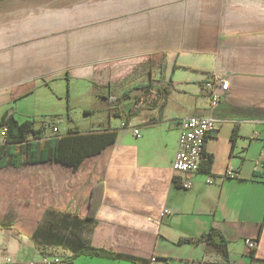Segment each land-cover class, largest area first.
Listing matches in <instances>:
<instances>
[{
  "label": "crops",
  "instance_id": "0c3cea01",
  "mask_svg": "<svg viewBox=\"0 0 264 264\" xmlns=\"http://www.w3.org/2000/svg\"><path fill=\"white\" fill-rule=\"evenodd\" d=\"M217 75L229 84L211 110L203 85ZM64 78L85 80L108 104L81 131L112 128L115 139L76 170L0 168V261L264 264V0H0V120L33 119L11 105ZM210 114L221 124L183 188L172 121ZM53 126L64 133L35 119L44 135ZM13 208L26 218H10Z\"/></svg>",
  "mask_w": 264,
  "mask_h": 264
},
{
  "label": "trees",
  "instance_id": "16d2710c",
  "mask_svg": "<svg viewBox=\"0 0 264 264\" xmlns=\"http://www.w3.org/2000/svg\"><path fill=\"white\" fill-rule=\"evenodd\" d=\"M143 90H147L149 84L137 86ZM6 124L8 127L5 141L0 143V168L5 166H20L28 163H40L45 161H53L65 166L77 169L83 159L99 153L102 149L112 143L115 139L116 132L112 128L105 130L78 131L67 129L64 133L53 132L50 135H44V128L40 129L35 126V119L18 120L12 114L4 113L0 125ZM233 132L232 137L236 136ZM204 158V149L202 151V159ZM200 162V163H201ZM211 158L205 162V168H209ZM199 163V167H200ZM103 191L101 181L94 183L90 196V211L97 206L96 195H100ZM98 200V199H97ZM91 212L88 218H91ZM4 223H0V228L5 227ZM207 237L214 244L225 246L224 237L217 232H208ZM94 254L106 253L103 250L92 248ZM254 254V250H251Z\"/></svg>",
  "mask_w": 264,
  "mask_h": 264
},
{
  "label": "rangeland",
  "instance_id": "374dc122",
  "mask_svg": "<svg viewBox=\"0 0 264 264\" xmlns=\"http://www.w3.org/2000/svg\"><path fill=\"white\" fill-rule=\"evenodd\" d=\"M69 79V78H68ZM53 80L47 87H37L26 96L18 98L10 107L19 119L25 116L34 117L36 121L54 122L59 130H84L95 124L96 119L103 116L100 111L108 104L100 94H95L94 89L88 87L85 80ZM88 109L92 112L88 113ZM116 120L119 121L118 117ZM6 211L3 201L0 200V212ZM10 218H23L11 210ZM26 218V217H24ZM25 220V229L31 225ZM7 255H5L6 257ZM3 257L2 259H4ZM0 264H5L0 261Z\"/></svg>",
  "mask_w": 264,
  "mask_h": 264
},
{
  "label": "built area",
  "instance_id": "2783aa9c",
  "mask_svg": "<svg viewBox=\"0 0 264 264\" xmlns=\"http://www.w3.org/2000/svg\"><path fill=\"white\" fill-rule=\"evenodd\" d=\"M229 80L220 76H214L207 80L203 88L211 95L210 108L211 110L217 105L221 99L222 94L227 89ZM178 127V146L176 148L174 161H172V169L175 173L181 175L180 186L183 188H190L192 181L191 175L199 170V163L202 159V151L205 146L206 135L208 131L217 129L221 121L215 119L212 114L201 117L187 116L179 117L172 121ZM8 127L6 124L0 125V143L5 141ZM52 131L58 133V129L53 126ZM134 135L139 136V130L132 128ZM264 168V164L262 166ZM256 239H247L245 241L249 249H254ZM48 259L44 258L43 262ZM52 262L58 263L57 258ZM30 264H33L31 261ZM145 264H165L161 262L156 256L149 257Z\"/></svg>",
  "mask_w": 264,
  "mask_h": 264
}]
</instances>
